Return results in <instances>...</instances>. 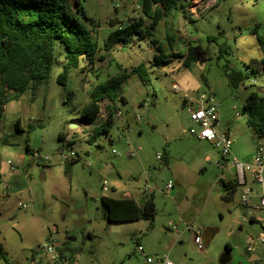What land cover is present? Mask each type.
Returning a JSON list of instances; mask_svg holds the SVG:
<instances>
[{"label":"rangeland","instance_id":"obj_1","mask_svg":"<svg viewBox=\"0 0 264 264\" xmlns=\"http://www.w3.org/2000/svg\"><path fill=\"white\" fill-rule=\"evenodd\" d=\"M65 1L90 31L98 51L94 64L80 59L59 84L66 60L64 49L55 45L47 81L6 107L0 122V162L14 167L20 184L0 179V245L5 253L0 264H51L41 248L54 241L64 244L58 256L74 264H146V258L158 264L166 256L173 264H221L226 243L230 252L225 264H264L263 246L256 244L252 254L245 251L249 237L264 234V212H255L257 219L251 221V211L240 204L239 188L221 192V156L188 133L192 124L182 111L184 94L197 99L212 92L219 128L229 129L233 140L231 157L243 162L253 157L261 140L248 127L243 106L249 94L263 91L249 87L248 79L244 88L234 87L228 73L244 75L248 66L264 62V0H216L210 7L204 1L179 0L151 37L114 45L108 53L103 44L111 31L131 21L147 29L152 12L142 14V0H79L77 6L75 0ZM153 39L172 65L154 63ZM190 48L197 51L185 65ZM138 65L145 68L147 83L130 75L121 87L108 135L90 142L93 130L106 126L102 115L108 102L99 104L93 120L81 119L89 90L119 73L130 74ZM70 124L79 128L69 129ZM60 134L70 137L68 147H63ZM62 150L76 154L67 175ZM158 154L167 164L157 160ZM103 181L108 183L107 197L120 196L111 190L119 182L139 205L152 198L153 219L103 220ZM168 182L173 189L166 191ZM186 226L216 233L209 245H196Z\"/></svg>","mask_w":264,"mask_h":264},{"label":"trees","instance_id":"obj_2","mask_svg":"<svg viewBox=\"0 0 264 264\" xmlns=\"http://www.w3.org/2000/svg\"><path fill=\"white\" fill-rule=\"evenodd\" d=\"M75 5H80L79 0H75ZM178 6L179 0H142V14L146 16L152 12L149 27L143 29L137 21L120 26L108 34L103 50L108 53L116 44L127 46L134 38L151 37V31L161 20L170 17ZM180 9L184 13L181 5ZM151 43L156 53L154 63L157 66L166 64L167 57L161 46L155 39ZM55 45L64 49L66 60L62 73L57 78L59 84L65 83L70 68L77 67L80 59L91 65L95 63L97 45L86 26L71 14L65 0H0V122L9 102L19 100L25 91H34L47 81L53 67ZM195 51L197 48L188 50L185 65ZM100 58L102 60L104 57ZM130 75H136L143 83L148 81L145 68L138 65L131 69L130 74L119 73L89 90V103L82 108L81 119L93 120L99 113V104L104 100L108 102L104 119L106 126L95 128L90 142L101 134L108 135V124L112 122L115 104L122 99L121 87ZM228 78L237 88L248 79V75L233 70L228 73ZM243 111L248 115V127L258 140L264 141V97H260L258 92H252L246 99ZM20 132V126L16 123V133ZM64 138L65 135H59L61 141ZM25 152L31 154L28 146L25 147ZM76 161L73 159L66 162L63 171L65 175L69 172V165ZM221 187L224 188L223 193L230 189L229 184L224 182ZM100 209L102 219L107 222L129 223L152 220L155 204L152 198L139 205L132 200L102 197ZM58 253L62 257L60 251ZM0 259H5L1 245Z\"/></svg>","mask_w":264,"mask_h":264},{"label":"built area","instance_id":"obj_3","mask_svg":"<svg viewBox=\"0 0 264 264\" xmlns=\"http://www.w3.org/2000/svg\"><path fill=\"white\" fill-rule=\"evenodd\" d=\"M216 0H207L205 5L210 7L214 5ZM138 8V6H136ZM196 8L190 11V16H194ZM174 70V69H172ZM248 80H250L249 87L254 89H260L263 92L260 93V97H264V64L250 65L247 69ZM245 82V81H244ZM244 82L239 84V87L244 88ZM192 126L189 128L188 133L200 141L211 144L220 154L221 161L217 163L218 169L221 170L222 176L218 178L217 182L229 184V192L232 189L239 188L240 196L239 201L242 207L249 209L251 215L255 212H264V141H260V144L256 147L255 153L250 161H239L232 156L231 147L233 140L228 129H220L218 122V105L212 92L201 93L197 99L184 94V103L182 106ZM139 119L137 118V121ZM70 137L66 136L62 141L63 147H68ZM68 153L64 154L63 150L60 152L62 161L68 162L76 158V154L67 150ZM114 153V151H112ZM34 158L39 159L38 155ZM158 161H163L162 155L156 156ZM48 162V157L43 158ZM11 170L14 168L9 165ZM225 173V174H224ZM253 185V186H252ZM102 192L106 194L109 190L108 183L103 181L101 183ZM173 189L171 183L166 184L165 190L169 191ZM148 187L145 188V191ZM25 208L24 205H21ZM264 224V219H263ZM173 230H177L176 225H171ZM185 231L194 235V243L201 245L202 240L200 232L193 226H186ZM259 244L264 247V234L260 238L249 237L245 243V251L248 254L254 253L256 250L255 245ZM140 253H143L141 246H137ZM41 250L50 257L51 264H71L69 260H62L58 254L56 248L52 245H47ZM146 264H151L150 258L145 259ZM158 264H173L166 257L161 258Z\"/></svg>","mask_w":264,"mask_h":264},{"label":"crops","instance_id":"obj_4","mask_svg":"<svg viewBox=\"0 0 264 264\" xmlns=\"http://www.w3.org/2000/svg\"><path fill=\"white\" fill-rule=\"evenodd\" d=\"M190 1H194V0H190ZM200 2L198 3V4H200V3H202L203 1L206 3V1L207 0H199ZM157 27V26H156ZM158 42V41H157ZM158 44H160L159 42H158ZM116 45H118V44H116ZM161 47H162V45H161ZM168 64H170V65H172V63H167V64H164V65H168ZM163 66V65H162ZM176 69V68H175ZM18 101V100H17ZM17 101H11V102H9L6 106H5V111H6V107L7 106H11L12 104H14V102H17ZM183 103H184V101H183ZM182 106H183V104H182ZM12 108H14V107H10V109H12ZM99 111H100V109H99ZM102 117H104V119H105V115H102ZM21 128V127H20ZM229 130V129H228ZM230 133V132H229ZM231 135V134H230ZM198 140V139H197ZM198 141H200V140H198ZM200 142H204V141H200ZM207 143V142H206ZM209 144V143H208ZM209 145H211V144H209ZM252 159V156H251V158L249 159V160H251ZM162 162H164L165 164H167V162H166V159L165 158H163V161ZM14 169V168H13ZM17 174L13 171V170H11V168L7 165V163L6 162H0V179L4 182V183H6V184H8V183H11V182H13L14 183V185H19L20 184V181L19 180H17ZM169 183V182H168ZM167 183V184H168ZM218 183V182H217ZM218 184H220V183H218ZM221 185V184H220ZM166 187V186H165ZM111 190L114 192V193H120L119 195V197H117V198H112V199H118V200H122V199H127V200H132V201H134L136 204H138L136 201H135V199L133 198V196H132V194H130L129 192H127L126 190H125V187H124V185H122V184H120L119 182H114L113 184H112V186H111ZM19 193V192H18ZM143 194H145V193H143ZM103 197H107V195L106 194H104L103 195ZM107 198H110V197H107ZM249 217H250V220L251 221H255L256 219H257V215L256 214H252L251 215V213L249 214ZM129 223H133V222H129ZM176 231H178V230H176ZM215 229H213V228H207L205 231H201L200 232V237H201V240H202V242H204V243H206V245L208 244L209 245V241H210V239H212L213 237H214V235H215ZM179 236V235H178ZM51 238V237H50ZM54 248H56V250H57V252H59L63 247H64V244L63 243H61V242H59V241H54V242H52V244H51ZM230 244L229 243H226V253L224 254V257L222 258V261L224 260V259H226L227 261H228V259H229V252H230V246H229ZM1 247H2V245H1ZM2 251H3V248H2ZM3 253H4V251H3ZM4 255H5V253H4ZM253 260L254 261H257L258 260V257L257 256H254L253 257ZM69 261H71V263L72 264H74L73 262H72V260H69ZM222 264V263H221ZM223 264H225V263H223Z\"/></svg>","mask_w":264,"mask_h":264},{"label":"water","instance_id":"obj_5","mask_svg":"<svg viewBox=\"0 0 264 264\" xmlns=\"http://www.w3.org/2000/svg\"><path fill=\"white\" fill-rule=\"evenodd\" d=\"M78 128H79V126L76 125V124H70V127H69V129H78ZM40 179H41V180H44V177L41 176ZM221 192H222V193L224 192V188H223V187L221 188ZM226 262H227V260L224 259L221 263L223 264V263H226Z\"/></svg>","mask_w":264,"mask_h":264},{"label":"bare ground","instance_id":"obj_6","mask_svg":"<svg viewBox=\"0 0 264 264\" xmlns=\"http://www.w3.org/2000/svg\"><path fill=\"white\" fill-rule=\"evenodd\" d=\"M198 1V0H197Z\"/></svg>","mask_w":264,"mask_h":264}]
</instances>
